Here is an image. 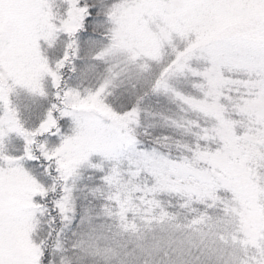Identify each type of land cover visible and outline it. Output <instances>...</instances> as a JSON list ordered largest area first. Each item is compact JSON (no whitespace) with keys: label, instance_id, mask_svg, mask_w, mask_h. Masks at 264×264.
<instances>
[{"label":"snow or ice","instance_id":"6c2138e0","mask_svg":"<svg viewBox=\"0 0 264 264\" xmlns=\"http://www.w3.org/2000/svg\"><path fill=\"white\" fill-rule=\"evenodd\" d=\"M0 264H264V0H0Z\"/></svg>","mask_w":264,"mask_h":264}]
</instances>
